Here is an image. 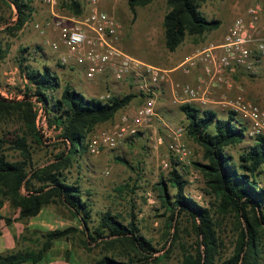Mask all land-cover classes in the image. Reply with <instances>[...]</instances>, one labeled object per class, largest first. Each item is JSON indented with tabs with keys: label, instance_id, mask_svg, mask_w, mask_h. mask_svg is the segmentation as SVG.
Masks as SVG:
<instances>
[{
	"label": "rangeland",
	"instance_id": "374dc122",
	"mask_svg": "<svg viewBox=\"0 0 264 264\" xmlns=\"http://www.w3.org/2000/svg\"><path fill=\"white\" fill-rule=\"evenodd\" d=\"M80 1L83 12H85L89 0ZM256 1H261L264 5V0H206L201 4V11L208 19H219L220 25L200 35H187L181 47L194 44L196 49L200 50L201 47L210 43L222 42L232 20L242 15L245 8ZM30 5L32 14L29 20L21 29L10 33L6 31L5 27L14 20L15 9L4 0H0V44L3 48L7 47L0 60V96L8 99H14L19 95L23 96L27 81L19 69L18 59L20 51L24 48L27 49V52L24 53L27 58L26 64L36 68H40L42 65L49 66L59 77L60 87L53 92L55 96L60 95L66 84H70L85 96L92 97H98L107 92L112 95L139 93L134 87H131V84L124 86L122 83L114 81L113 78L109 85L113 90L105 86L97 91H92L90 86L94 85L96 78L88 81L80 65H63L59 62L58 53L53 47L59 42V34L51 23L52 18L47 6L40 0H30ZM99 8L114 14L121 24L123 28L121 47L124 51L155 66L170 62L173 53L164 46L162 27L163 16L167 9L165 0H154L146 6H138L134 13L128 6V0H99ZM57 10L62 16H77L63 6V0H57ZM220 34L222 37L218 41H211ZM61 50H65L62 45L60 46ZM155 62L158 64L156 65ZM235 74L233 75V87L222 89L217 93L218 98L214 99L216 101L229 100L237 95H242L245 99L264 107V77H253L242 71ZM221 95L224 96L221 98ZM160 101L162 102V98L159 96L156 101V116L153 118L151 126L142 129L135 136L127 137L114 148H104L96 155L91 154L87 147L76 151L72 154L70 166L62 168V172L69 180L78 182L81 186L82 195L88 200L91 208L92 216L89 226L93 227L98 224L100 216L106 211L118 216V220L125 224L134 220L138 233L149 240L157 250L153 254L154 257L141 256V261H138L137 264H180L185 252H194L196 249L199 235L193 227L189 214L182 211L173 215L161 196L160 182L164 181L167 184L169 200H175L177 188L170 182L171 171L175 168L187 182L183 188L184 194L210 210L218 243L214 264H220L222 260L233 253L237 234L243 226V221L239 223L238 218L231 211L218 210L216 199L208 193L205 178L196 164L197 162H207L202 147L188 136L186 132L187 120L178 108L171 107V114L164 117L162 110L158 107ZM40 106L41 103L34 100V108L37 113ZM206 109H214L213 111L220 118H226L231 111L216 102H209ZM114 118L96 125L86 135L84 144L87 145L89 137L99 129L107 127ZM238 119L243 122L239 116ZM37 124V128L41 129L40 119ZM179 128H182V134L179 137L180 143L190 150V154L182 159L170 148L174 141L173 131ZM17 131L20 133V126L15 116L0 115L1 138L11 140ZM60 132V128L56 129L54 125H48L47 129H43L44 140L42 143L37 144L29 138L32 160L36 166L54 161L55 156L67 149V142H63L59 137ZM158 137L162 138L160 144L155 142ZM250 143H252V139L246 138L242 142L228 146L226 150L237 158L238 153ZM4 146V154L8 160L13 161L20 158L19 152L12 149L8 142ZM116 155L125 157L129 161L130 167L118 162L115 159ZM162 160L169 163L167 169L162 168ZM262 182H264V178ZM38 184L36 183V185ZM21 191L26 192L24 188ZM3 205L5 206L2 207ZM3 205L1 211L5 216H2L11 221L16 208L12 207L8 201H4ZM15 219H19L18 214ZM19 220H22L24 224L29 220L34 222L33 225H29L34 235L26 243L28 246L24 251H37L45 240L43 235L50 230L67 227L78 230L70 233L66 238L53 240L51 246L44 252V257L48 256L57 262L94 264L102 255L126 261V254L130 252L128 247L120 242H116V245L92 242L85 246L81 223L68 208L60 203H49L43 206L37 215ZM29 228L26 232H30ZM257 237L260 261L264 263V225L259 229ZM135 256L137 258V255Z\"/></svg>",
	"mask_w": 264,
	"mask_h": 264
},
{
	"label": "trees",
	"instance_id": "16d2710c",
	"mask_svg": "<svg viewBox=\"0 0 264 264\" xmlns=\"http://www.w3.org/2000/svg\"><path fill=\"white\" fill-rule=\"evenodd\" d=\"M4 1L15 9L14 20L5 27L11 33L21 29L29 20L32 6L30 0ZM153 1L128 0V6L134 13L136 7L146 6ZM205 1L165 0L167 9L162 27L164 46L168 51L176 50L187 35H200L220 25L219 19H208L201 11V4ZM63 6L77 16L83 12L80 0H63ZM5 49L7 47L3 48L0 44V60ZM25 52L27 49L21 50L18 59L19 69L27 81L22 98L8 99L0 96V115L15 116L20 126V133L17 131L13 134L11 140L0 137V207L4 201H8L18 210L19 219H25L37 215L49 203H60L81 223L85 246L92 242L104 245H116V242H120L130 250L126 254V261L102 255L94 264H137L141 261V256L154 257L157 250L138 233L134 220L125 224L118 220V216L106 211L100 216L98 224L89 226L92 216L90 204L83 197L79 183L69 180L62 172V168L70 166L72 154L88 148L84 144L86 135L96 125L110 121L120 108L130 103L138 94L112 95L109 99L102 100L85 96L66 84L60 95L55 96L53 92L60 87L59 77L49 66L36 68L26 64ZM34 100L41 103L48 125L60 128L59 137L67 142V149L55 156L54 161L38 166L32 160L29 138L40 144L44 135L36 125ZM179 108L187 120L188 136L202 147L207 159L205 163L196 164L205 178L208 193L216 199L219 211H231L239 223L243 221L233 253L220 264H264L260 261L257 237L259 229L264 225V136L254 137L252 143L243 148L235 158L226 148L247 137L246 124L238 119L234 111H230L226 118H220L215 111L191 103L181 104ZM6 142L19 152L20 158L13 161L6 158ZM115 159L130 167L125 157L116 155ZM170 182L177 188V193L175 200L170 201L167 184L161 181L164 203L173 215L186 211L199 235L196 249L194 252H185L180 264H214L218 243L209 208L184 194L183 188L187 182L175 168L171 171ZM22 188L26 192H22ZM1 218L9 221L0 214ZM76 231L78 230L73 227L50 230L43 235L45 240L37 251L19 250L11 254H0V264H35L42 260L53 240L66 238Z\"/></svg>",
	"mask_w": 264,
	"mask_h": 264
},
{
	"label": "built area",
	"instance_id": "2783aa9c",
	"mask_svg": "<svg viewBox=\"0 0 264 264\" xmlns=\"http://www.w3.org/2000/svg\"><path fill=\"white\" fill-rule=\"evenodd\" d=\"M47 6L52 25L58 31L59 42L54 44L58 60L63 65L75 64L83 68L84 76L92 81L108 71L116 82L124 86L132 84L142 94L143 101L131 115L121 114L105 128L89 137L87 146L91 154H99L104 148H114L127 137L151 126L156 116L157 95L155 88L169 80V70L149 64L130 55L121 47L123 28L114 14L99 8V0H89L85 12L79 16H62L57 10V0H40ZM65 50L60 51V46ZM200 66L202 73L198 83L174 82L173 89L185 101L196 102L206 109L210 102L207 93L214 87L232 88L233 75L242 71L253 77H264V5L261 1L248 5L244 13L235 17L220 43H210L188 56L177 69L189 74ZM131 79V80H129ZM110 92L101 94L99 99L107 100ZM22 98V95L16 96ZM222 106L234 111L246 124V137L253 139L264 136V107L237 95L222 99ZM196 104V105H197ZM40 119L41 131L48 128V122L41 106L36 117ZM38 126V124H37ZM182 128L173 131L171 150L180 158L190 150L180 143ZM156 144L162 138L155 139ZM162 168L169 163L161 161Z\"/></svg>",
	"mask_w": 264,
	"mask_h": 264
},
{
	"label": "crops",
	"instance_id": "0c3cea01",
	"mask_svg": "<svg viewBox=\"0 0 264 264\" xmlns=\"http://www.w3.org/2000/svg\"><path fill=\"white\" fill-rule=\"evenodd\" d=\"M222 37V35L220 34V36H215L213 39H211V41H218L220 38ZM182 44V43H181ZM181 44L176 48V50L172 51L171 53H173V56L170 58V62L168 63H161L159 64L158 67L163 68V69H167L169 70V80L166 82H163L161 84H159L156 88H155V92L157 97H161L162 98V102L160 101L158 104V107L160 108V110H162V115H169L171 114V107H175L178 108V110L180 111L179 106L181 104L184 103H191V104H195L196 102H188L185 101L183 96L180 93H176L173 89V83L174 82H189L191 84H196L198 83L199 77L202 73L201 67L197 66L195 67L189 74H183L181 73L177 67L186 60V58L192 54H194L195 52L198 51V49H196L194 44H189L186 46L181 47ZM203 48V47H201ZM197 50V51H196ZM155 64L157 65L158 63L155 62ZM240 74V73H238ZM237 75V74H235ZM112 80V75L110 72L106 71L104 72V74L97 76L96 78V82H94V85L90 86L92 91H97L105 86H108L110 89H112V87H110V83ZM113 85L115 86V84L113 83ZM131 87H133V85L131 84ZM114 88V87H113ZM225 87L219 86V87H214V89L211 91V89L208 91L207 93V99L212 102V103H219L220 100L216 99L218 98L217 93L219 91H222V89H224ZM113 90V89H112ZM224 95H221V98ZM216 98V99H214ZM143 101V97L142 95H140L138 93V95L136 97H134L130 103H128L127 105L123 106L122 108H120L116 113H115V118L116 116L118 117L121 114H128L131 115L135 108L137 107V105H139V103H141ZM214 110V109H212ZM180 113H182L180 111ZM183 114V113H182ZM183 117H185V115L183 114ZM186 119V118H185ZM169 135V134H168ZM5 205H3L2 207H4ZM2 207L0 208V214L3 215V212L1 211ZM17 212V213H16ZM18 214V210H14V213L12 215V219L9 222H6L3 218L0 219V254L6 255V254H11L17 251H24L27 248V244L28 241L31 240L32 235H34V233L32 232V228H29V225H33L34 222H32L31 220L25 222V224L22 222V220L19 219H15V217ZM5 216V215H3ZM26 227V228H25ZM28 228L30 229L29 231L31 232H26V230H28ZM33 233V234H32ZM45 258V260H43ZM20 264H30L29 262H23ZM35 264H73L72 262L69 261H54L51 258L44 257L42 258V260L36 262Z\"/></svg>",
	"mask_w": 264,
	"mask_h": 264
}]
</instances>
